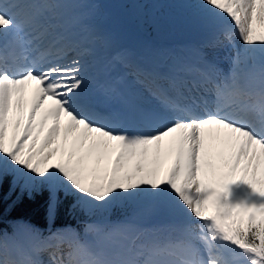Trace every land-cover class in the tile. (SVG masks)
Wrapping results in <instances>:
<instances>
[{
    "label": "snow or ice",
    "instance_id": "snow-or-ice-1",
    "mask_svg": "<svg viewBox=\"0 0 264 264\" xmlns=\"http://www.w3.org/2000/svg\"><path fill=\"white\" fill-rule=\"evenodd\" d=\"M73 5L0 0V184L11 174L14 183L47 186L50 217L55 193L64 189L99 208L154 197L185 219L160 227L131 219L89 223L85 233L96 237L94 245L79 234L68 242L60 230L50 231L30 254L0 235V264H43L35 254L65 244L69 251L53 255L51 264H264V0H202L201 7L226 25L223 39L239 37L243 55L236 52L227 73L207 60L138 69L153 103L132 105L134 127L127 130L117 114L100 110L119 95L118 87L89 89L83 62L89 50L69 39L72 25L65 20ZM70 52L75 57L68 61ZM33 82L25 120L24 96ZM14 98L18 115L6 139ZM48 99L54 106L37 123ZM62 117L59 149L50 148ZM213 133L224 146L216 163L206 150Z\"/></svg>",
    "mask_w": 264,
    "mask_h": 264
},
{
    "label": "trees",
    "instance_id": "trees-1",
    "mask_svg": "<svg viewBox=\"0 0 264 264\" xmlns=\"http://www.w3.org/2000/svg\"><path fill=\"white\" fill-rule=\"evenodd\" d=\"M5 184L3 186V192L0 196V211H4L6 214H27L28 216L40 220L43 218V211L47 201L43 195H32L27 197L18 194L16 191H5ZM60 213L63 211L59 210Z\"/></svg>",
    "mask_w": 264,
    "mask_h": 264
},
{
    "label": "bare ground",
    "instance_id": "bare-ground-1",
    "mask_svg": "<svg viewBox=\"0 0 264 264\" xmlns=\"http://www.w3.org/2000/svg\"><path fill=\"white\" fill-rule=\"evenodd\" d=\"M31 100H32V96H31V94H29V98H25V100H24L25 105H27V106H28V105L31 106ZM43 106L46 107V104H44ZM48 121H49V122H52L51 119H49ZM49 122H48V123H49ZM48 123L45 125V129L40 133L41 139H43V137L47 134V131H48V128H49V127H48ZM65 123H66V118H63V117H62L60 136H59V138L57 139V141H55L53 144L50 145V148H56V149H59L60 142H61V140H62V138H63V135H64L63 127H64V124H65ZM51 124H52V123H51ZM131 127H134V126H125V129L131 128ZM74 135H75V134H71V135L69 136V146H70V144H71V140H72V138H73ZM38 143H39V142H38ZM46 151H47V149H46ZM59 154H60V153H59V150H58V151H57V155H56L55 158H57ZM113 158H114V157H113ZM213 162L216 163V162H218V160H213ZM170 163H171V159H170V158L167 159V160L165 161V163H164V168H165V170L170 166Z\"/></svg>",
    "mask_w": 264,
    "mask_h": 264
},
{
    "label": "rangeland",
    "instance_id": "rangeland-1",
    "mask_svg": "<svg viewBox=\"0 0 264 264\" xmlns=\"http://www.w3.org/2000/svg\"><path fill=\"white\" fill-rule=\"evenodd\" d=\"M6 139H7V136H6Z\"/></svg>",
    "mask_w": 264,
    "mask_h": 264
}]
</instances>
